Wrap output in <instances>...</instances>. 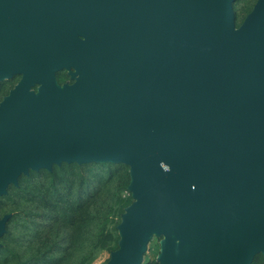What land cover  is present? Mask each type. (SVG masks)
I'll return each instance as SVG.
<instances>
[{"label":"water","instance_id":"1","mask_svg":"<svg viewBox=\"0 0 264 264\" xmlns=\"http://www.w3.org/2000/svg\"><path fill=\"white\" fill-rule=\"evenodd\" d=\"M9 1L37 19L0 24V84L21 75L0 201L31 170L123 162L133 202L106 264H143L154 237L159 264L264 256V0L239 26L235 0Z\"/></svg>","mask_w":264,"mask_h":264},{"label":"trees","instance_id":"2","mask_svg":"<svg viewBox=\"0 0 264 264\" xmlns=\"http://www.w3.org/2000/svg\"><path fill=\"white\" fill-rule=\"evenodd\" d=\"M257 1L235 0L237 26ZM17 80L0 84V102ZM130 183L129 165L113 161L63 162L22 175L0 201V217L9 215L0 264H92L100 252L116 250L118 224L133 202ZM159 251L160 244L150 246L143 264H159ZM253 264H264V256Z\"/></svg>","mask_w":264,"mask_h":264},{"label":"flooded vegetation","instance_id":"3","mask_svg":"<svg viewBox=\"0 0 264 264\" xmlns=\"http://www.w3.org/2000/svg\"><path fill=\"white\" fill-rule=\"evenodd\" d=\"M13 3L9 0H0V7H3L4 11L0 13V24L9 25L11 21H16L17 25L25 26L29 24H34L33 20H36V16L22 9H11L10 4ZM71 67H62L55 71L57 81L63 84H73L75 80L72 78L71 74L76 70L74 64L70 65ZM11 78H18L15 85L20 81L21 75H14ZM14 85V86H15ZM12 89V88H11ZM10 89V90H11ZM9 90V92H10Z\"/></svg>","mask_w":264,"mask_h":264},{"label":"rangeland","instance_id":"4","mask_svg":"<svg viewBox=\"0 0 264 264\" xmlns=\"http://www.w3.org/2000/svg\"><path fill=\"white\" fill-rule=\"evenodd\" d=\"M160 242H161V237H154L152 241L149 243V247L156 246L157 244H160ZM110 256L111 253L107 251L100 252L92 264H105L107 263V260L110 258Z\"/></svg>","mask_w":264,"mask_h":264}]
</instances>
